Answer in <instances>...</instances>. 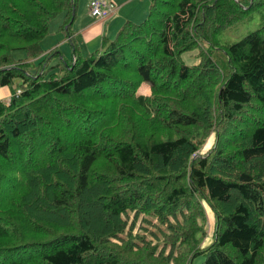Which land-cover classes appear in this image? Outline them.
<instances>
[{"label":"trees","instance_id":"obj_1","mask_svg":"<svg viewBox=\"0 0 264 264\" xmlns=\"http://www.w3.org/2000/svg\"><path fill=\"white\" fill-rule=\"evenodd\" d=\"M79 1L0 0V264H264V24L218 42L254 0H152L87 55Z\"/></svg>","mask_w":264,"mask_h":264},{"label":"rangeland","instance_id":"obj_2","mask_svg":"<svg viewBox=\"0 0 264 264\" xmlns=\"http://www.w3.org/2000/svg\"><path fill=\"white\" fill-rule=\"evenodd\" d=\"M114 3H116L117 5H120V7H122L124 5L125 0H112ZM111 1V2H112ZM124 1V2H122ZM112 2V3H113ZM151 2L152 0H133L130 4L125 5L123 7V17H126L125 19H131L129 15H132L133 19L136 20L135 23H141L143 22L146 18L147 15L149 13V9L151 6ZM90 3L91 0H80L79 1V12H82L83 10V6L87 7V12L89 13V18H90V22L94 21L92 20V17L90 15ZM255 6L253 8V11L250 13V18L244 20L243 22L239 23L237 26L229 28L227 30H225V32H222L221 34L218 35V42L220 43L221 46H228L231 44H234L238 41H240L241 39H243L245 36H247L248 34H250L253 31H256L257 29H259L261 27V25L264 24V0H254ZM121 10V8H120ZM143 10L147 11V15L145 18H140L142 16L141 12ZM146 13V12H145ZM87 18V17H86ZM89 19H87V23H88ZM113 28H115L114 30H109V34L108 36H110L111 39H113L116 34L117 31H119V28H117L118 25V21H116V23H111ZM59 23L56 22L53 24V28L52 30H55L58 26ZM75 27L77 28V25H75ZM53 33H50V35L42 42V48L45 52H49L50 49L55 46V43L60 44V42L63 44L61 45V49L65 52V50H69L71 51V47L69 45V42L66 41V37L63 33H59L57 36L56 35H52ZM56 41V42H55ZM77 42L79 43L80 47H82L83 49V53H91L95 50H97L98 48L101 47L102 44V39L99 40H91L88 41L82 37L77 38ZM210 45L208 43H202L199 44L198 47H196L193 50H190L186 53H184L182 55V60L184 61L185 64L187 65H195L198 64L199 59H198V55L200 52V49L204 48V49H210ZM214 55H219L221 54L220 51H213ZM68 58H71L72 54L71 52L68 54ZM15 58L17 60L20 59H25L26 58V54L22 51L16 52L15 53ZM57 63V61H53V64ZM32 64V68L31 71H33L34 65H37L36 61H31ZM148 84H144L142 89H141V94L143 95H149L150 94V88L149 86H147ZM1 90V89H0ZM11 98V90L9 89V93H1L0 91V100L4 101V102H8ZM213 138H211L209 140V143L204 147L203 152H206L207 150L210 149V147L212 146L213 142L212 141ZM205 203V202H204ZM205 207H206V212H207V222H206V226L205 229L207 230L206 234H207V238L205 241V244H209L213 237H214V230H215V218H214V212L210 209V207L208 206L207 203H205ZM131 224L135 222V229H134V234L137 236H142L144 237L147 241H151L153 244H158L161 245V247L164 244L165 241V234L164 231L161 232L159 230V223L155 220H151V221H145L143 218H140L138 220L134 219V216H131L130 219ZM153 232H156L157 234H155L157 237L153 236ZM160 247V248H161ZM203 260V258H199L197 259L194 264H200V262Z\"/></svg>","mask_w":264,"mask_h":264},{"label":"crops","instance_id":"obj_3","mask_svg":"<svg viewBox=\"0 0 264 264\" xmlns=\"http://www.w3.org/2000/svg\"><path fill=\"white\" fill-rule=\"evenodd\" d=\"M132 1L133 0H125V2L122 1V2H124V5L122 7H120V5H117L115 3V6H116V12H115V14L112 17H110L109 19L105 20V21H97V20H95V19L92 18V20H94V21H91L90 22V18L88 16L89 13L87 12V7H84L83 6L82 12H79V10H78L77 20H76V22L74 24V32H75L76 40H77V38H80V37H82V38H84V39H86L88 41H91L93 39H95V40L103 39V37H105V36L108 37V38H110V36H108L109 30H114L115 29V28H113V26H112L111 23H113V22L116 23V21H118V25H115V26H117V28H119L121 26L119 28V30L122 28L123 24L126 21H132V22L135 23L136 20L133 19L132 15H129L131 19H125L126 17H123V14H122L123 7L125 5L130 4ZM120 8H121V10H120ZM141 14H142V16L140 18H145L146 15H147V11L146 10H143L141 12ZM87 19H89L88 23H87ZM64 20H65V17L64 16H60L59 18H57L51 24V30L50 31H51V33H53L52 35H56L57 36L59 33H61V32H59V28L64 23ZM56 22L59 23V25H58L59 27H57L55 30H52L53 24L56 23ZM75 25H77V28L75 27ZM65 40L69 42V45L71 47V51H69V50L66 51L65 50V52H64L61 49V45L63 44V42L62 43L60 42V44L55 43V46H53L51 49H54L56 47H59L62 50V52L64 53V55L66 57H68L69 56L68 54L70 52L72 54L73 48H72V45L70 44V40L67 39V38ZM78 45H79V43H78ZM79 48H80V51H81V53L83 55L89 54V53L84 54L83 53V49H82V47H80V45H79ZM0 91H1V93H5L6 94V93H9V88H7V87L6 88H2Z\"/></svg>","mask_w":264,"mask_h":264},{"label":"built area","instance_id":"obj_4","mask_svg":"<svg viewBox=\"0 0 264 264\" xmlns=\"http://www.w3.org/2000/svg\"><path fill=\"white\" fill-rule=\"evenodd\" d=\"M116 12V6L109 0H92L90 3V15L97 21H105Z\"/></svg>","mask_w":264,"mask_h":264}]
</instances>
